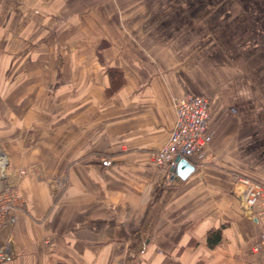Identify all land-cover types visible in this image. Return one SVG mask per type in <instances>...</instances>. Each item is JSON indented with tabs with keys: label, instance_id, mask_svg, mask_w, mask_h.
I'll return each mask as SVG.
<instances>
[{
	"label": "crops",
	"instance_id": "obj_1",
	"mask_svg": "<svg viewBox=\"0 0 264 264\" xmlns=\"http://www.w3.org/2000/svg\"><path fill=\"white\" fill-rule=\"evenodd\" d=\"M188 95L180 180L150 153ZM0 149L26 171L0 264H264L230 181L264 179V0H0Z\"/></svg>",
	"mask_w": 264,
	"mask_h": 264
},
{
	"label": "built area",
	"instance_id": "obj_2",
	"mask_svg": "<svg viewBox=\"0 0 264 264\" xmlns=\"http://www.w3.org/2000/svg\"><path fill=\"white\" fill-rule=\"evenodd\" d=\"M210 108L209 100L203 97L188 95L175 101L174 124L168 139L162 147L150 153V160L155 167L167 168L172 176L176 157L190 162L201 152L205 145ZM212 160L209 155L203 161L211 163ZM8 164L7 155L0 149V227L24 206L18 181L26 175V171L19 169L11 176L8 173ZM230 181L241 208L257 221L260 243L264 245V179L253 181L232 174ZM3 258L0 253V260Z\"/></svg>",
	"mask_w": 264,
	"mask_h": 264
},
{
	"label": "water",
	"instance_id": "obj_3",
	"mask_svg": "<svg viewBox=\"0 0 264 264\" xmlns=\"http://www.w3.org/2000/svg\"><path fill=\"white\" fill-rule=\"evenodd\" d=\"M175 164V167L172 169V176H177L180 180H185L190 174L194 172V166L184 158L176 157Z\"/></svg>",
	"mask_w": 264,
	"mask_h": 264
},
{
	"label": "trees",
	"instance_id": "obj_4",
	"mask_svg": "<svg viewBox=\"0 0 264 264\" xmlns=\"http://www.w3.org/2000/svg\"><path fill=\"white\" fill-rule=\"evenodd\" d=\"M109 73H117V74H121L120 72H117V71H108ZM119 81L121 82L122 79L119 78ZM209 241V240H208ZM216 241V238L212 241L213 243ZM210 242V241H209Z\"/></svg>",
	"mask_w": 264,
	"mask_h": 264
},
{
	"label": "rangeland",
	"instance_id": "obj_5",
	"mask_svg": "<svg viewBox=\"0 0 264 264\" xmlns=\"http://www.w3.org/2000/svg\"><path fill=\"white\" fill-rule=\"evenodd\" d=\"M210 102V101H209ZM210 105H211V103H210ZM210 111H211V108H210ZM210 117V116H209ZM209 120V119H208ZM207 125H208V122H207ZM206 129H207V127H206Z\"/></svg>",
	"mask_w": 264,
	"mask_h": 264
},
{
	"label": "bare ground",
	"instance_id": "obj_6",
	"mask_svg": "<svg viewBox=\"0 0 264 264\" xmlns=\"http://www.w3.org/2000/svg\"><path fill=\"white\" fill-rule=\"evenodd\" d=\"M25 204V203H24Z\"/></svg>",
	"mask_w": 264,
	"mask_h": 264
}]
</instances>
